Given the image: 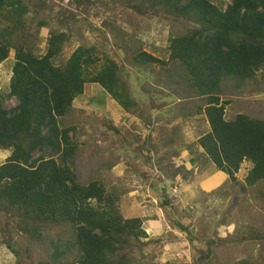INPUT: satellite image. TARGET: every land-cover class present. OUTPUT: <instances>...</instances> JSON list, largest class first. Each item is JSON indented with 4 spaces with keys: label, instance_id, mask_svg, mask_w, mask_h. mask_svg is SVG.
<instances>
[{
    "label": "trees",
    "instance_id": "1",
    "mask_svg": "<svg viewBox=\"0 0 264 264\" xmlns=\"http://www.w3.org/2000/svg\"><path fill=\"white\" fill-rule=\"evenodd\" d=\"M32 1L0 0V64L13 51L8 90L0 94V150L10 153L0 164V217L2 230L11 227L21 241L18 249L9 241L3 244L18 258L16 264H144L134 253L147 238L142 219L127 213L115 189L107 190L99 180H78L75 128L65 123L86 84L98 85L126 114L141 118L139 103L119 65L95 46H78L61 60L70 36L64 28L50 27L45 16L30 17ZM72 1L85 13L93 4ZM120 1L145 19L178 23L168 37L167 61L139 51L132 65L172 66L166 79L173 74L181 80L172 81L169 89L185 93L178 108L186 109V116L205 115L210 128L198 139L203 158L196 160V169L201 167L202 177L221 172L238 184L235 175L243 162L249 163L239 192L245 198L256 191L264 214V112H238L225 119L232 103L249 106L241 96L250 88L264 95V0ZM43 28L48 36L40 52ZM10 99L15 105L6 108ZM196 169L170 164L166 178L187 183ZM167 205L172 208L168 200ZM169 215L173 227L188 238L189 226ZM260 234L251 237L259 248L255 256L221 261L214 250L227 241L208 239L194 264H264V230Z\"/></svg>",
    "mask_w": 264,
    "mask_h": 264
},
{
    "label": "rangeland",
    "instance_id": "2",
    "mask_svg": "<svg viewBox=\"0 0 264 264\" xmlns=\"http://www.w3.org/2000/svg\"><path fill=\"white\" fill-rule=\"evenodd\" d=\"M92 1L85 13L83 7H77L72 0L61 3L58 0H33L28 14L33 17L38 13L50 20V27L66 29L70 37L61 60L78 46H95L98 51L105 52L119 65L122 77L139 103L136 113L141 118L136 113L139 118L126 114L98 85L84 86L83 93L73 101V111L65 118V123H71L75 128L72 137L78 146L75 154L78 180H99L107 190L115 189L127 213L142 219L147 238L141 241V250L135 248L134 253L144 264H194L208 239L227 241L219 250H214L221 261L257 255L259 248L251 237L255 233L261 235L264 230V214L256 202L258 193L248 191L243 198L238 188L243 185L250 164H241L235 175L238 184L222 177L218 171L205 176L206 181L200 180L204 175L200 173V166L196 169V160L202 159L203 154L198 139L210 130L205 115L186 116V109H179L185 93L178 95L169 89L168 84L175 79L181 80L173 74L166 79V69L172 66L133 67L132 56L139 51L167 61L168 37L178 23L145 19L126 9L120 0ZM211 1L215 4L230 2ZM41 32L38 48L43 52L48 29L43 28ZM9 55L0 64V94L8 90L12 50ZM241 97H245L249 106L244 108L243 103L240 106L232 103L226 107L225 119L229 120L238 112L254 116L260 110L264 112V95L255 88H250ZM255 100H260L258 106L254 104ZM14 105V100L10 99L4 106ZM140 109L146 113H139ZM9 154L0 150V164ZM108 164L112 167H106ZM170 164L196 169L188 187L179 177L173 183L166 178ZM208 181L216 187L208 188ZM214 190L218 194L211 196ZM167 200L172 208L163 206ZM169 212V216L184 227L189 226L191 234L188 238L173 227L168 219ZM220 220L224 221L221 225L218 224ZM4 221L0 217V264H16L18 258L3 242L9 241L18 249L21 241L11 227L2 230ZM237 239L244 241L235 243Z\"/></svg>",
    "mask_w": 264,
    "mask_h": 264
},
{
    "label": "crops",
    "instance_id": "3",
    "mask_svg": "<svg viewBox=\"0 0 264 264\" xmlns=\"http://www.w3.org/2000/svg\"><path fill=\"white\" fill-rule=\"evenodd\" d=\"M117 164H118V162H117L116 164H114V166H116ZM218 173H220L221 176L223 175L222 177H225V178L227 177L225 174H223V173H221V172H218ZM223 179H224V178H223ZM223 179H222V180H223ZM200 180H202V181H206L207 179H206L205 177H203V178L200 179ZM189 183H190V182L185 183L184 186H185V187H188L189 185L187 186V184H189ZM208 183H209V184H208ZM206 184L209 186L208 188H214V187H216V186H211L212 184H211L209 181H208Z\"/></svg>",
    "mask_w": 264,
    "mask_h": 264
},
{
    "label": "built area",
    "instance_id": "4",
    "mask_svg": "<svg viewBox=\"0 0 264 264\" xmlns=\"http://www.w3.org/2000/svg\"><path fill=\"white\" fill-rule=\"evenodd\" d=\"M174 189H177V188H174Z\"/></svg>",
    "mask_w": 264,
    "mask_h": 264
},
{
    "label": "clouds",
    "instance_id": "5",
    "mask_svg": "<svg viewBox=\"0 0 264 264\" xmlns=\"http://www.w3.org/2000/svg\"><path fill=\"white\" fill-rule=\"evenodd\" d=\"M175 187H177V186L175 185Z\"/></svg>",
    "mask_w": 264,
    "mask_h": 264
}]
</instances>
